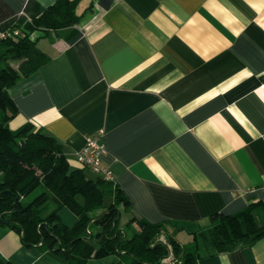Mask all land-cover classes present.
Instances as JSON below:
<instances>
[{"label":"crops","instance_id":"0c3cea01","mask_svg":"<svg viewBox=\"0 0 264 264\" xmlns=\"http://www.w3.org/2000/svg\"><path fill=\"white\" fill-rule=\"evenodd\" d=\"M54 1L0 0V30ZM76 13L38 39L51 58L8 88L10 127H42L75 167L85 137L101 131V165L128 207L203 253L190 231L264 199V0H79ZM57 214L68 227L77 220L65 206ZM128 216L119 227L130 236ZM0 264L69 263L0 222ZM82 264L150 263L112 252ZM194 264H264V235Z\"/></svg>","mask_w":264,"mask_h":264},{"label":"trees","instance_id":"16d2710c","mask_svg":"<svg viewBox=\"0 0 264 264\" xmlns=\"http://www.w3.org/2000/svg\"><path fill=\"white\" fill-rule=\"evenodd\" d=\"M78 2L55 0L38 16L19 26V34L0 40V214L22 226V242L38 244L43 236L42 245L60 254L69 264H82L87 258L118 251L128 252L131 263L153 264L172 256L173 264H194L202 254L227 252L264 235V221L256 215L258 207L264 209V199H261L233 214L214 213L209 224L190 231L193 240L203 245V253L196 247H186L172 233L164 234L166 242H156L161 235L158 229H165L164 225L137 217L114 180L98 173L90 175L87 167L72 166L61 143L42 127L30 121L10 127L9 122L17 111L8 88L51 58L36 43L50 30L79 22ZM40 186L38 193L27 202L21 200ZM3 189H9L14 195L1 193ZM49 201L53 206L43 214ZM64 206L77 217L70 227L57 214ZM118 212L116 226L110 229ZM124 214H129L124 225L129 227L134 223L136 229L122 238L119 226ZM98 215L88 228L93 236L87 238L86 226ZM9 225L20 233L17 223Z\"/></svg>","mask_w":264,"mask_h":264},{"label":"built area","instance_id":"2783aa9c","mask_svg":"<svg viewBox=\"0 0 264 264\" xmlns=\"http://www.w3.org/2000/svg\"><path fill=\"white\" fill-rule=\"evenodd\" d=\"M20 33L19 26H13L6 30H0V40L11 35ZM105 152L101 140V131L96 135H87L84 145L76 151L75 159L82 167H87L106 179L113 180L111 171L101 165V156Z\"/></svg>","mask_w":264,"mask_h":264},{"label":"water","instance_id":"95a60500","mask_svg":"<svg viewBox=\"0 0 264 264\" xmlns=\"http://www.w3.org/2000/svg\"><path fill=\"white\" fill-rule=\"evenodd\" d=\"M1 193H3V194H9V195H14L9 189H3V190H1ZM99 216H100V215H98V216L92 218V219L88 222V224H87V226H86L87 238H91V237L93 236L92 231L89 230L88 228H89V226H90L92 223H94V222L98 219ZM119 216H120V212H118V213L115 215V217L113 218V223H112V226H111L110 229H114V228H115V226H116V220L119 218ZM0 222H2V223H4V224L17 223V224L21 227V231H20V239L22 240V237H23V228H22V226H21L17 221H15V220H13V219L5 218V217H3V216L0 214ZM41 224H42L43 226H45V227L47 226V223H46V222H42ZM119 230H121V231L123 232V237H122V238H124V236H125V231H123L121 228H120ZM158 233H161V234H171L170 232H167V231H166L165 229H163V228H159V229H158ZM158 233H156V234L154 235L153 240L156 239ZM52 234H53V233H52ZM54 236L57 238V236H56L55 234H54ZM174 237H175V236H174ZM79 238H80V236L76 237V239H79ZM109 238H110V237H109ZM159 241H161V240L158 239L156 242H159ZM43 243H44V237L42 236L41 239H40L39 244H43ZM66 246H68V245H66ZM182 252H183V251H182ZM117 253L122 254L123 252H122V251H118ZM126 253L129 254L128 252H126ZM159 263H160L159 260L155 262V264H159ZM172 264H173V263H172Z\"/></svg>","mask_w":264,"mask_h":264},{"label":"rangeland","instance_id":"374dc122","mask_svg":"<svg viewBox=\"0 0 264 264\" xmlns=\"http://www.w3.org/2000/svg\"><path fill=\"white\" fill-rule=\"evenodd\" d=\"M83 2V1H82ZM89 170V168L87 169ZM90 171V170H89ZM92 172V171H91ZM93 173V172H92ZM94 174V173H93ZM40 190V187H38L36 190H34L33 192H31L30 194H28L27 196H29L31 199L36 193H38V191ZM25 196V197H27ZM69 209V208H67ZM70 210V209H69ZM71 211V210H70ZM256 215H258V218L260 219V221H264V209H262V207H258L256 210Z\"/></svg>","mask_w":264,"mask_h":264}]
</instances>
